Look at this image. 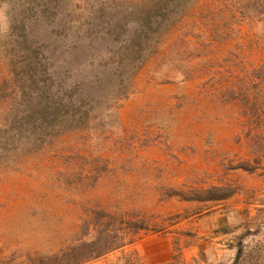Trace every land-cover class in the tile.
Listing matches in <instances>:
<instances>
[{
	"label": "rangeland",
	"instance_id": "obj_1",
	"mask_svg": "<svg viewBox=\"0 0 264 264\" xmlns=\"http://www.w3.org/2000/svg\"><path fill=\"white\" fill-rule=\"evenodd\" d=\"M137 3L0 0V264L115 242L81 264H264V152L205 74L160 62L178 34L144 62L135 26L114 21ZM255 33L243 25L217 55Z\"/></svg>",
	"mask_w": 264,
	"mask_h": 264
},
{
	"label": "trees",
	"instance_id": "obj_2",
	"mask_svg": "<svg viewBox=\"0 0 264 264\" xmlns=\"http://www.w3.org/2000/svg\"><path fill=\"white\" fill-rule=\"evenodd\" d=\"M131 9L116 12V27L133 24L135 38L143 42L144 62L161 48L166 38L177 35L172 47L161 56L169 63L172 76L190 81L205 74L204 88L219 95L225 104L239 107L242 126L251 154L261 160L264 152V62L257 64L249 55L255 47L264 48V0H131ZM139 4V5H138ZM141 4V5H140ZM255 31L247 45H238L224 57L217 55L219 45L237 40L241 27ZM141 29H144V35ZM200 61L194 66L193 61ZM158 71L157 73H159ZM168 77V76H167ZM144 225L135 224L127 234H138ZM115 233L118 231L115 230ZM133 241H130L132 243ZM107 250L91 251L84 258L79 253H64V258L76 261L62 264H81L116 250L126 243H111ZM244 253L241 245L238 262ZM55 257H58L55 256Z\"/></svg>",
	"mask_w": 264,
	"mask_h": 264
}]
</instances>
